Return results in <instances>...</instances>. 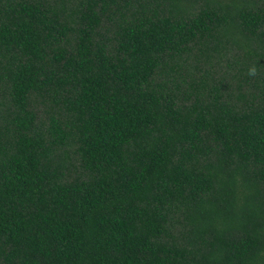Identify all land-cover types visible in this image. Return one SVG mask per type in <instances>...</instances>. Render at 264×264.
Returning <instances> with one entry per match:
<instances>
[{"label": "trees", "instance_id": "16d2710c", "mask_svg": "<svg viewBox=\"0 0 264 264\" xmlns=\"http://www.w3.org/2000/svg\"><path fill=\"white\" fill-rule=\"evenodd\" d=\"M0 264H264V0H0Z\"/></svg>", "mask_w": 264, "mask_h": 264}, {"label": "clouds", "instance_id": "9594fccd", "mask_svg": "<svg viewBox=\"0 0 264 264\" xmlns=\"http://www.w3.org/2000/svg\"><path fill=\"white\" fill-rule=\"evenodd\" d=\"M257 74V69L255 67L250 68L248 71V75L251 77H255Z\"/></svg>", "mask_w": 264, "mask_h": 264}]
</instances>
